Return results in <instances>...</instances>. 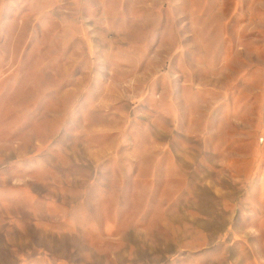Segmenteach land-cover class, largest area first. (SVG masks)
<instances>
[{
  "label": "rangeland",
  "instance_id": "obj_1",
  "mask_svg": "<svg viewBox=\"0 0 264 264\" xmlns=\"http://www.w3.org/2000/svg\"><path fill=\"white\" fill-rule=\"evenodd\" d=\"M0 264H264V0H0Z\"/></svg>",
  "mask_w": 264,
  "mask_h": 264
}]
</instances>
